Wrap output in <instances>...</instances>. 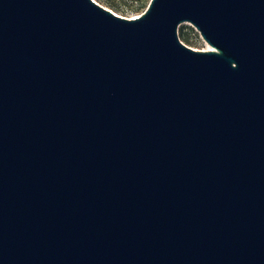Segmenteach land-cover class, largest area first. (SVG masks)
Segmentation results:
<instances>
[{
    "label": "water",
    "instance_id": "1",
    "mask_svg": "<svg viewBox=\"0 0 264 264\" xmlns=\"http://www.w3.org/2000/svg\"><path fill=\"white\" fill-rule=\"evenodd\" d=\"M0 264H264V0H0Z\"/></svg>",
    "mask_w": 264,
    "mask_h": 264
},
{
    "label": "rangeland",
    "instance_id": "2",
    "mask_svg": "<svg viewBox=\"0 0 264 264\" xmlns=\"http://www.w3.org/2000/svg\"><path fill=\"white\" fill-rule=\"evenodd\" d=\"M103 6L111 9L114 13L133 17L139 15L147 7L150 0H96ZM179 39L188 46L196 49H208L209 44L201 37L198 30L189 21H183L179 24Z\"/></svg>",
    "mask_w": 264,
    "mask_h": 264
},
{
    "label": "bare ground",
    "instance_id": "3",
    "mask_svg": "<svg viewBox=\"0 0 264 264\" xmlns=\"http://www.w3.org/2000/svg\"><path fill=\"white\" fill-rule=\"evenodd\" d=\"M105 7V6H104ZM107 8V7H106ZM109 9V8H108ZM111 10V9H110ZM116 14V13H115ZM133 17H135V16H133ZM209 48V47H208Z\"/></svg>",
    "mask_w": 264,
    "mask_h": 264
}]
</instances>
